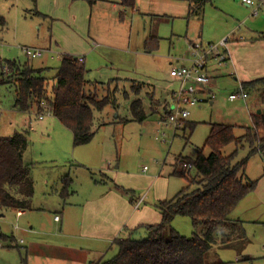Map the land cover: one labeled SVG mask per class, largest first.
<instances>
[{"label":"rangeland","instance_id":"obj_1","mask_svg":"<svg viewBox=\"0 0 264 264\" xmlns=\"http://www.w3.org/2000/svg\"><path fill=\"white\" fill-rule=\"evenodd\" d=\"M91 1L92 5L88 0H0V64L15 60L35 70H46L44 76L51 86L63 56L81 57L87 81L105 85L117 82L107 89L94 88L96 100L114 95L115 104L93 111L94 137L78 147H74L70 131L52 116L40 121L37 115L14 111L13 87L0 85V137L28 131L23 161L31 165L34 182L31 209L23 217L17 218L15 211L0 212V264H63L60 259L49 262L54 254L62 252L59 246L84 249L89 253L88 263L98 260L100 254L90 251L98 247L96 242L74 234L87 214L89 201L95 196L114 194L132 205L124 193L132 191L133 201L145 198L138 211L145 219L143 225L158 224L155 205L171 200L187 185L184 179L172 175L175 161L179 157L195 158L210 125L233 126L235 136L241 138L244 128L251 126L250 115L264 111L255 90L245 91V100H228L229 95L240 91L241 83L235 81L240 79L239 70L234 65L223 68L216 85L208 88L214 95L212 100L208 93L199 94L204 102L188 109L186 127L174 131L161 122L165 114L160 105L176 89L169 77V62L175 64L173 68H180L176 62L189 59L191 63L190 42L216 44L233 32L231 39L247 37L249 30L260 32L264 28V23H253L264 22V18L254 20L240 0H209L199 17L189 19L186 2L135 0L133 9L122 12L121 7L110 3L119 4L118 0ZM237 28L240 29L235 31ZM153 35L159 39L158 46L147 51L143 40ZM26 47L41 50L43 56L27 59L21 51ZM247 63L248 59L239 63L250 75L247 81L264 78V61L257 65L254 60L250 67ZM3 71L4 82H10L9 70ZM132 83L141 86L139 97L146 113L141 122L133 121L130 112V104L136 99L129 94ZM92 90L89 85L90 96L94 94ZM118 118L129 121L122 123ZM190 125H194L192 130ZM255 147L244 142L230 144L223 155L236 152L235 162L246 160V177L260 181L264 188V156L249 157ZM208 153L205 149L204 155ZM143 168L147 171L143 172ZM66 175L71 182L63 205L57 192L61 191L60 179ZM261 197L256 193L248 195L231 214L244 222L246 242L229 249L213 247L207 255L209 263L264 264V196ZM54 216H59L68 229L61 230V224L53 222ZM125 226L121 238L131 230ZM171 226L182 236H192L187 217L174 218ZM144 237L141 232L140 238ZM110 246L104 250L102 261L118 253L115 245Z\"/></svg>","mask_w":264,"mask_h":264},{"label":"trees","instance_id":"obj_2","mask_svg":"<svg viewBox=\"0 0 264 264\" xmlns=\"http://www.w3.org/2000/svg\"><path fill=\"white\" fill-rule=\"evenodd\" d=\"M118 1L124 9L134 8L135 0ZM172 1L188 3V19L199 17L209 2ZM88 3L92 5L93 1L88 0ZM144 44L147 51H150L158 46V38L149 36ZM27 49L39 50L21 48L25 57ZM39 51L42 57L43 52ZM3 69L9 70L10 82H4ZM45 71L35 70L28 63L21 65L15 60L5 61L0 64V85L13 87L14 111L34 114L38 119L48 114L70 131L74 147L87 145L95 134L92 129L93 111H102L106 106L115 104L114 95L105 96L102 101L96 100L94 88L100 86L107 89L109 84L117 82L105 85L87 81L84 59L81 57L63 56L51 86L49 79L44 76ZM89 85L93 88L92 96L87 91ZM129 87V94L136 98L130 104L132 120L141 122L146 117L142 102L137 98L141 86L132 83ZM240 89L244 92L255 90L258 100L264 104V78L243 82ZM123 93L125 97L129 96L126 89H123ZM250 118L251 126L244 128L245 134L241 138L235 136L233 126L210 125L206 141L201 149L196 150L195 158L179 157L175 161L172 175L184 179L187 185L171 200L155 205L160 222L156 225H141L128 231L125 237L113 241V245L118 248L115 257L89 264H222L209 263L207 255L213 247L229 249L239 242H246L244 222L232 218L231 214L257 185V180L251 181L245 175L246 160L235 162L236 152L225 156L223 150L230 144L237 146L244 142L256 144L249 157L255 154L264 156V111L253 113ZM118 120L122 123L129 121ZM186 126L187 123H184L180 128ZM189 128L192 130L194 125ZM28 134V131H15L10 137H0V212H25L31 209L34 195L32 169L31 165L23 161L28 148ZM205 149L209 152L207 155H204ZM70 182L69 175L60 179L61 191L58 196L63 205L68 197ZM124 193L134 205L136 201H133V192L125 190ZM176 217H187L190 220L193 230L191 237L182 236L172 228L171 223ZM141 232L145 234L144 238H140ZM10 240L13 241L12 238Z\"/></svg>","mask_w":264,"mask_h":264},{"label":"crops","instance_id":"obj_3","mask_svg":"<svg viewBox=\"0 0 264 264\" xmlns=\"http://www.w3.org/2000/svg\"><path fill=\"white\" fill-rule=\"evenodd\" d=\"M110 3H112L113 5H116L118 7H121L120 4H115L114 2H110ZM121 9L123 10L122 12L125 11V9L123 7H121ZM262 18H264V17H259V16L254 17V20H260ZM261 21L262 20H260L258 22L254 21L253 23L254 24L264 23ZM239 29L240 28H237L235 31H237ZM261 29H262V31H260V32H258L256 30H249L247 32V34H248L247 37L240 36V37L235 38V39L232 38L231 42H235V43H233V44L231 43L227 46V51H228V55H229V60H228L227 66L234 67V65H235V67L239 70V75H240L239 78L240 79H238V78L235 79L236 82H239V83L247 82V80H249V77H250L249 73L244 70L245 69L244 66L239 65V63L242 60H245L247 62V59H248L247 67H250V64L252 62H254V60L256 61L257 65L259 63H261V61H264V28H261ZM234 34H235V32H233L232 35H230V36L233 37ZM152 37H155V35H153ZM155 38H157V37H155ZM146 39L143 40V44H144ZM222 39H220L219 41H221ZM197 42L201 43L200 41H197ZM92 45L97 46L95 43H93ZM240 52L243 54L241 55ZM189 56H190V54H189ZM183 63L182 62H178V63L176 62V66L184 67V65L186 63H189V66L191 65L189 59L183 61ZM173 65H175V64H172L169 62L170 68H173L174 67ZM222 69L223 68H221V69L211 68V70L209 71L210 75L212 72L214 73L213 74L214 76L212 77L213 78L212 79L213 86L216 85V82H217L216 78L217 77L219 78L221 76ZM255 73H258V71H256ZM172 81L173 80H171V82ZM174 82L175 81H173L172 83H174ZM175 84H176V89L171 91L170 99L168 101L164 100V102L160 105V107H162V109L164 111V114L167 113L168 108L171 106L172 101H173V95L178 89V83L175 82ZM147 96L151 100L153 99V101H157L154 98H152V96H150L148 94H147ZM137 98L141 100L140 97H137ZM154 104H155V102H154ZM256 105H257V102H256ZM256 105H255V108H256ZM142 107H143V103H142ZM143 110H144V108H143ZM256 113H257V111H256ZM42 120H40V121H42ZM162 121H163V119L161 120V122ZM146 171H143V172H146ZM262 189H264V188H262L260 186V181L258 182V180H257L256 188L251 194L254 195L256 193V195H258L260 198H262L261 196H264V193H262ZM58 192H57V195H58ZM140 199L136 200L134 205L137 202H139ZM144 199L145 198H143L142 203H140V206L137 210L134 209L133 204L130 205V203H128L127 200L123 199L121 196H117L114 194H110V195L105 194L101 197L95 196L91 201H89V203L87 205V209H86L87 214H86L85 218L82 220L81 225L78 228L79 230L74 234H81L82 237L96 242V245H98V247L91 248L92 250H90V251L92 252L91 254H94V255L100 254V255H98V256H100V258L94 262L101 261L103 256H104V254H103L104 250H106L109 245H111L109 247V248H111L113 245V241L115 239L121 238L120 235L122 234L124 225H126L125 227H130L132 230V228H136V227L141 226L145 223V219H144L143 215L140 214V212H138L140 210L142 204L144 203ZM18 213H20L19 216L17 215ZM24 214H25V212H16V217L21 218L24 216ZM54 218H55V216H54ZM54 218H53V222L61 224V226H60L61 230L68 229L67 226L63 225V222L61 221L59 216H58L59 221H55ZM49 247L52 249L56 248V246H53V247L49 246ZM59 250L62 252L54 254L55 258L50 259L49 262H52L55 259H60V261H62L63 264H89L88 263L89 258H90L89 253H85V250L82 248L59 246ZM90 262H92V261H90Z\"/></svg>","mask_w":264,"mask_h":264},{"label":"built area","instance_id":"obj_4","mask_svg":"<svg viewBox=\"0 0 264 264\" xmlns=\"http://www.w3.org/2000/svg\"><path fill=\"white\" fill-rule=\"evenodd\" d=\"M241 4L250 9V16L258 17L264 15V0H240ZM231 41V36L223 38L219 43L203 45L199 42L189 43L191 51V65L189 67L172 68L169 71V77L178 83V89L173 95V101L168 108L167 114L163 120L166 126L175 130L179 129L189 117L188 109L195 107L203 99L199 94L208 93V99H213L214 95L211 93L212 76L209 74L211 68L221 69L227 66L229 55L227 46ZM28 59L40 58L41 52L39 50H25ZM246 93L240 89L239 92L233 93L228 96L230 102L238 99L245 100ZM48 116V114H47ZM44 117L40 116L39 120ZM164 136V135H163ZM143 168V171H146ZM142 199L134 205L137 210L142 203ZM18 216L20 213L17 214ZM55 221H59L58 216H55Z\"/></svg>","mask_w":264,"mask_h":264},{"label":"water","instance_id":"obj_5","mask_svg":"<svg viewBox=\"0 0 264 264\" xmlns=\"http://www.w3.org/2000/svg\"><path fill=\"white\" fill-rule=\"evenodd\" d=\"M261 111L260 110H257V114H259Z\"/></svg>","mask_w":264,"mask_h":264}]
</instances>
